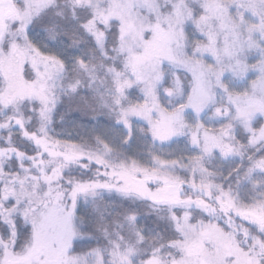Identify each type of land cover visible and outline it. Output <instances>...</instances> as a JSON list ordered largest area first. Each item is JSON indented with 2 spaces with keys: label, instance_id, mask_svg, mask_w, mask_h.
<instances>
[{
  "label": "snow or ice",
  "instance_id": "6c2138e0",
  "mask_svg": "<svg viewBox=\"0 0 264 264\" xmlns=\"http://www.w3.org/2000/svg\"><path fill=\"white\" fill-rule=\"evenodd\" d=\"M0 264H264V0H0Z\"/></svg>",
  "mask_w": 264,
  "mask_h": 264
}]
</instances>
